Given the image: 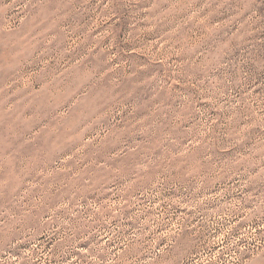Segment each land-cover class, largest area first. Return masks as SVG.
<instances>
[{"label":"rangeland","instance_id":"obj_1","mask_svg":"<svg viewBox=\"0 0 264 264\" xmlns=\"http://www.w3.org/2000/svg\"><path fill=\"white\" fill-rule=\"evenodd\" d=\"M0 264H264V0H0Z\"/></svg>","mask_w":264,"mask_h":264}]
</instances>
